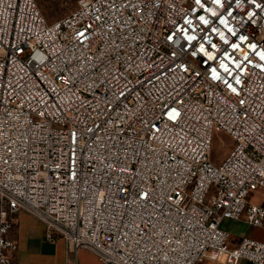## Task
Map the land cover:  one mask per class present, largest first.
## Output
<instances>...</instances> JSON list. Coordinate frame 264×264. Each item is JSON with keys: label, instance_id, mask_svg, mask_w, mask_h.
Here are the masks:
<instances>
[{"label": "built area", "instance_id": "2783aa9c", "mask_svg": "<svg viewBox=\"0 0 264 264\" xmlns=\"http://www.w3.org/2000/svg\"><path fill=\"white\" fill-rule=\"evenodd\" d=\"M231 3L76 0L49 21L0 0V264H19L21 212L101 264H264V242L220 226L264 229V0Z\"/></svg>", "mask_w": 264, "mask_h": 264}, {"label": "crops", "instance_id": "0c3cea01", "mask_svg": "<svg viewBox=\"0 0 264 264\" xmlns=\"http://www.w3.org/2000/svg\"><path fill=\"white\" fill-rule=\"evenodd\" d=\"M248 225V224H247ZM252 237L264 242V229L253 227ZM45 228L34 216L21 212L19 213L10 231L12 237L18 244L16 258L19 264H101L96 254L88 249L73 251L68 248L62 238L53 241L44 237ZM232 241L238 240L246 235H231ZM199 264H228L223 260L206 259ZM237 264H248L241 259Z\"/></svg>", "mask_w": 264, "mask_h": 264}, {"label": "rangeland", "instance_id": "374dc122", "mask_svg": "<svg viewBox=\"0 0 264 264\" xmlns=\"http://www.w3.org/2000/svg\"><path fill=\"white\" fill-rule=\"evenodd\" d=\"M40 11L45 18L49 21L56 19L57 17L67 13L71 10L76 3V0H35ZM232 140L225 136L223 133H218L213 140L211 157L215 163H218L227 154L228 150L232 146ZM263 190L259 189L255 193H250L249 200H260L261 195L264 196ZM224 230L234 236H254L250 225H247L243 221L234 219H223L220 225Z\"/></svg>", "mask_w": 264, "mask_h": 264}, {"label": "snow or ice", "instance_id": "6c2138e0", "mask_svg": "<svg viewBox=\"0 0 264 264\" xmlns=\"http://www.w3.org/2000/svg\"><path fill=\"white\" fill-rule=\"evenodd\" d=\"M195 2H196L197 5H201V6H203V5H202V0H195ZM213 2L216 3L218 6L224 8V5H225L226 0H213ZM235 2H236V3H242V2H244V0H235ZM251 2L254 3L255 0H251ZM257 6L259 7L260 5H257ZM193 11H196V10L193 9ZM225 11L228 12V15H229V16L233 17L234 19L236 18L235 14H234V10L232 9V3H231V0H227V8H225ZM211 15L214 16V17H217V19H219V21H220L221 24H226V23H227V20H226V19L221 18L222 15H223L222 13L212 12ZM253 15H254V13H249V17H251V16H253ZM199 19H200L201 22L205 25V28H206V29H207V28L210 26V24L212 23V22H210L208 19H205L204 16H200ZM241 19H242V18H241ZM186 23H191V21H186ZM211 31H212V32H216L217 29H216L215 27H211ZM229 31L232 33L233 37H235V36H237V33H238L239 30H238V29H232V28H229ZM220 38H221V40L223 41V43H224L225 45L231 44V47H232L234 50L242 46V45H238V44H236V43L230 41V40L225 36V34H224L223 32L220 33ZM239 38L241 39L242 42H243L244 40L247 39V37H243V36H241V37H239ZM172 39H173V37L170 36V37H169V40H172ZM196 39H197V38H196L195 36H189V37H188V40H189V41H194V40H196ZM192 46L194 47V45H192ZM181 47L183 48V45H181ZM211 47H212V49H215L217 52L220 51V49L217 48V45H216L215 43H212V44H211ZM250 47H251V48H256L257 45L253 44V45H250ZM206 50H207V49L205 48L204 44H201L200 48H199L197 51H194V52L192 53V55H193V56H196L198 52H199V53H203V52H205ZM223 51L225 52L226 58H228V59H232V58H233L230 54L227 53V49H226V48H225ZM215 59H218V56L214 55L212 52H209V54H208V60H215ZM246 59H247V57H246ZM261 59L264 60V56H261ZM238 67H239V65H238ZM262 70H264V66H262ZM215 71H216V70L213 69V72H215ZM225 71H229V69H228L226 66H225ZM230 74H231V73H230ZM217 78H218V77H217ZM236 82H237V84L240 83L239 78H237ZM225 83L228 85L229 88L232 89L233 92H236V91H237V90L232 86V84H231L229 81H225ZM241 103H243V101H241Z\"/></svg>", "mask_w": 264, "mask_h": 264}]
</instances>
